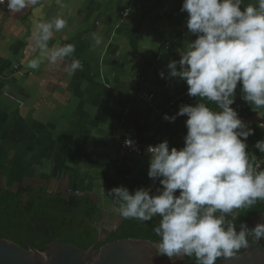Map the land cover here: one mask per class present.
<instances>
[{"label": "crops", "instance_id": "crops-1", "mask_svg": "<svg viewBox=\"0 0 264 264\" xmlns=\"http://www.w3.org/2000/svg\"><path fill=\"white\" fill-rule=\"evenodd\" d=\"M182 4L38 0L20 13L0 6V65L7 68L0 74V185L8 180L16 190L31 186L88 197L100 210V233L117 229L124 218L107 193L123 186L134 194L159 184L147 175L150 156L133 157L128 174L114 171L129 129L142 144L167 140L179 150L187 116L174 122L163 117L200 102L187 94L185 81L169 78L167 68L196 39ZM57 16L67 25L48 46L75 45L72 58L83 68L72 74L65 70L72 58L50 64L36 43V24ZM33 59L41 61L39 68L28 67ZM137 75L144 88L135 85ZM260 116L245 122L250 127Z\"/></svg>", "mask_w": 264, "mask_h": 264}, {"label": "clouds", "instance_id": "clouds-1", "mask_svg": "<svg viewBox=\"0 0 264 264\" xmlns=\"http://www.w3.org/2000/svg\"><path fill=\"white\" fill-rule=\"evenodd\" d=\"M37 2L0 0V6L20 13ZM242 4L243 0H183L187 29L196 39L167 68L169 78L185 81L187 94L200 102L181 105L176 115L163 119L174 122L187 116L184 147L170 149L167 140L147 147V175L161 186L154 194L144 187L130 194L123 186L107 193L121 218L145 223L160 217L153 231L160 237L159 254L170 259L194 257L195 264H227L238 259L242 249L264 240V217L251 229L243 222L237 228L235 214L264 201V171L254 168L251 161L256 156L246 151L254 131L231 107L240 85L242 99L253 111L264 109V0ZM66 25L57 16L35 26L37 46L50 64L72 58L76 50L74 44L48 46ZM40 63L33 59L28 67L37 69ZM82 68L81 61L72 58L65 70L72 74ZM160 76L165 78L163 72ZM255 148L264 153V140Z\"/></svg>", "mask_w": 264, "mask_h": 264}, {"label": "trees", "instance_id": "trees-1", "mask_svg": "<svg viewBox=\"0 0 264 264\" xmlns=\"http://www.w3.org/2000/svg\"><path fill=\"white\" fill-rule=\"evenodd\" d=\"M257 4L258 0H243L242 7ZM0 65V74L7 70ZM211 107L215 109V105ZM231 107L244 121L260 116L264 122V109L256 112L242 99L240 85L236 90L235 103ZM254 134L248 137L249 156H256L254 162L262 158L263 153L255 148V143L264 140V130L258 123L250 126ZM261 171H264V167ZM120 174V173H119ZM161 187L159 184L156 188ZM156 188L152 189V194ZM179 193L177 192V195ZM236 223H245L257 215L264 216V201H258L253 207L237 210ZM102 216L98 206L88 197L72 194L48 192L46 188L21 186L15 192L0 185V241H8L24 250L34 249L43 253L54 243L69 244L83 251L97 253L103 246L123 240L149 241L155 245L160 242L153 229L158 226L160 217L152 221L141 222L136 219H124L104 240H97V227ZM264 248V244L261 245ZM243 252L241 250L240 254ZM187 264H195L194 257H185ZM216 264H222L218 260Z\"/></svg>", "mask_w": 264, "mask_h": 264}, {"label": "water", "instance_id": "water-1", "mask_svg": "<svg viewBox=\"0 0 264 264\" xmlns=\"http://www.w3.org/2000/svg\"><path fill=\"white\" fill-rule=\"evenodd\" d=\"M263 215L248 219L251 229L261 221ZM238 228V227H237ZM116 230V229H115ZM101 234L97 227V240ZM264 240L243 249L238 259L227 264H264ZM187 264L186 258H168L160 255L158 245L149 241L123 240L103 246L97 253L92 249L83 251L69 244L54 243L40 253L34 249L24 250L8 241H0V264Z\"/></svg>", "mask_w": 264, "mask_h": 264}, {"label": "built area", "instance_id": "built-area-1", "mask_svg": "<svg viewBox=\"0 0 264 264\" xmlns=\"http://www.w3.org/2000/svg\"><path fill=\"white\" fill-rule=\"evenodd\" d=\"M1 80V79H0ZM141 85V88L145 87L144 80L141 79V75H137V80L135 85ZM153 98L152 95L148 96V100H151ZM258 126L260 129L264 130V122L259 121ZM127 141H131V144L129 145L126 143ZM159 144L157 140H152L149 143L142 144L137 137V134L134 132V130L129 129L128 136L122 141L121 146L119 148V151L115 158V165L113 166L114 171L121 172L123 174H128V171L131 170L132 167V158L133 157H143V156H150L149 153H147L146 149L148 146H156ZM254 168H256L257 171H261L264 167V153L261 159L256 160L252 162ZM129 175H126V178H128Z\"/></svg>", "mask_w": 264, "mask_h": 264}, {"label": "rangeland", "instance_id": "rangeland-1", "mask_svg": "<svg viewBox=\"0 0 264 264\" xmlns=\"http://www.w3.org/2000/svg\"><path fill=\"white\" fill-rule=\"evenodd\" d=\"M4 167H5V166H4ZM4 170H5V168H4ZM3 179H5V177H3ZM7 181H8V180H5V181H4L5 184H2V187H5V188L10 189V190H12V187H14L15 189H13V190H14L13 192H15V190H16V188H17L16 185H15V186H12L11 182L7 183ZM8 185H9V186H8ZM100 225H101V224H100ZM99 227H100V226H99ZM101 227H102V225H101ZM101 229H102V228H101ZM99 231H100V230H99ZM102 231H103V230H102ZM108 233H109V232H107V231L104 232V234H103V232H102V234L100 233V234H101V240H104V239L106 238V236L108 235Z\"/></svg>", "mask_w": 264, "mask_h": 264}, {"label": "flooded vegetation", "instance_id": "flooded-vegetation-1", "mask_svg": "<svg viewBox=\"0 0 264 264\" xmlns=\"http://www.w3.org/2000/svg\"><path fill=\"white\" fill-rule=\"evenodd\" d=\"M98 228H99V227H98ZM173 264H175V262H174Z\"/></svg>", "mask_w": 264, "mask_h": 264}]
</instances>
